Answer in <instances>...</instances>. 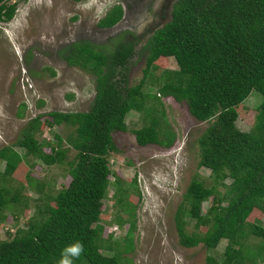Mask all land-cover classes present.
<instances>
[{
  "label": "trees",
  "instance_id": "1",
  "mask_svg": "<svg viewBox=\"0 0 264 264\" xmlns=\"http://www.w3.org/2000/svg\"><path fill=\"white\" fill-rule=\"evenodd\" d=\"M5 2L0 0L2 21L10 20L14 11V4ZM119 13V7L112 6L97 26L108 27ZM126 33L111 38L110 46L77 40L60 48L57 55L67 66L92 77L93 95L87 110L36 114L10 145L0 147V178L11 174L19 163L26 168L23 186L8 189L0 185V220L4 211L15 219L23 208H32L25 227L0 240V264H57L61 249L76 241L85 251L75 264L129 261L120 254L132 249V223L120 248L118 240L101 234V201L109 187L115 202L124 191L123 182L107 166V155L115 151L110 133L126 131L124 116L135 111L145 119L139 128L130 130L137 146H171L173 133L158 107V96L184 103L192 119L206 123L195 139L196 166L208 171L210 183L194 176L184 186L172 213L177 244L183 248L200 244L211 252L222 240L220 254H206L204 264H264V230L257 221L246 223L254 210L264 216V0H173L168 20L139 47L144 52L143 68L132 86H127L126 74L136 41L126 39ZM166 58L176 68L159 72L156 95L142 92L152 64ZM251 90L260 95V101L250 109L254 112L250 128L242 132L234 121L237 108ZM144 99L152 104L143 107ZM22 108L20 104L19 111ZM41 124L72 129L65 139L74 151L65 162L69 180L51 194L29 174L32 164L26 157L45 166L60 164L66 149L60 148V137L53 134L43 152L34 139ZM224 178L228 183L224 184ZM26 192L35 195L33 200ZM206 200L209 203L201 211ZM113 223L119 226L122 222L113 219ZM189 223L192 231L186 232ZM253 227L260 229L255 236L262 242L248 246L245 240Z\"/></svg>",
  "mask_w": 264,
  "mask_h": 264
},
{
  "label": "rangeland",
  "instance_id": "2",
  "mask_svg": "<svg viewBox=\"0 0 264 264\" xmlns=\"http://www.w3.org/2000/svg\"><path fill=\"white\" fill-rule=\"evenodd\" d=\"M173 0H6L13 3V16L8 21L0 20V147L10 145L19 135L20 129L29 118L49 111L85 112L93 95L92 77L76 68L67 66L57 55V51L77 40L111 45L110 39L127 32L126 39L135 40L133 55L126 74L127 86L134 85L143 68L144 52L139 49L146 37L168 20ZM118 6L120 15L108 27L97 26L106 11ZM134 38V39H133ZM59 58V59H58ZM171 58L157 59L148 70L142 92L156 95V77L163 69H175ZM49 69L52 75L48 74ZM253 94V95H252ZM256 97H255V96ZM159 109L163 111L167 128L173 133V143L168 148L155 145L137 146L130 130L139 128L145 119L135 111L124 116L126 131L110 133L114 152L107 155V166L124 186L118 201L111 197L109 187L106 197L101 201L100 224L102 237L110 235L122 246V236L130 223L132 249L121 253L120 257L129 261L119 264H204L206 254H220L224 241L220 240L211 251L198 244L183 248L176 242L172 224V213L180 201L184 186L191 177L199 176L207 184L208 171L196 166L198 151L196 137L206 123L192 119L184 103H176L170 97H157ZM41 104L37 106V101ZM153 101V100H152ZM260 101V95L251 90L237 108L234 121L236 129L246 132L252 122L254 112L250 109ZM155 102V101H154ZM24 108L19 111V105ZM151 101L144 99L142 106ZM20 112V115L16 114ZM67 126L41 124L34 133V139L47 152L46 143L52 142V135L60 137V148L66 149L62 163L45 166L37 161L26 160L32 164L29 174L43 184L48 193L65 186L68 182L66 161L74 151L66 137L72 135ZM13 149L21 154L17 147ZM0 161V172L2 170ZM26 168L17 164L11 174L0 178V185L14 189L24 185ZM109 181L112 180L110 175ZM224 184L229 179H223ZM134 182L135 190L130 186ZM217 190L222 188L217 185ZM29 200L34 194L26 192ZM209 200L201 203L204 211ZM32 205L33 202H29ZM32 212L31 207L23 208L14 219L9 211H4L0 220V240L10 237L16 228L23 229ZM113 219L122 223L117 226ZM259 222L264 230V216L252 211L246 223ZM258 228H252L245 243L248 246L262 242L255 236ZM202 231V228L198 229ZM191 232V224L185 225ZM103 249H99L100 252ZM107 253L106 255H109Z\"/></svg>",
  "mask_w": 264,
  "mask_h": 264
},
{
  "label": "clouds",
  "instance_id": "3",
  "mask_svg": "<svg viewBox=\"0 0 264 264\" xmlns=\"http://www.w3.org/2000/svg\"><path fill=\"white\" fill-rule=\"evenodd\" d=\"M84 245L80 241L65 245L60 252V259L57 264H75L84 254Z\"/></svg>",
  "mask_w": 264,
  "mask_h": 264
},
{
  "label": "flooded vegetation",
  "instance_id": "4",
  "mask_svg": "<svg viewBox=\"0 0 264 264\" xmlns=\"http://www.w3.org/2000/svg\"><path fill=\"white\" fill-rule=\"evenodd\" d=\"M59 59V58H58ZM59 60H61V59H59ZM62 61V60H61ZM64 62V61H63Z\"/></svg>",
  "mask_w": 264,
  "mask_h": 264
}]
</instances>
